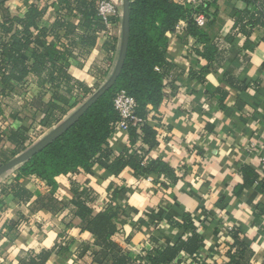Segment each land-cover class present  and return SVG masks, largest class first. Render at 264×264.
<instances>
[{
  "label": "crops",
  "instance_id": "obj_1",
  "mask_svg": "<svg viewBox=\"0 0 264 264\" xmlns=\"http://www.w3.org/2000/svg\"><path fill=\"white\" fill-rule=\"evenodd\" d=\"M56 1L11 0L0 7V24L5 15L24 18L31 7H37L45 10L42 24L52 27L58 18ZM114 1L119 6L120 0ZM247 8L246 0H216L202 29L211 40H223L233 34L236 12ZM65 18L77 25L80 16L74 11L71 17L65 15ZM186 30L187 24L183 22L168 37L166 56L177 66L179 75L174 84L165 89L159 111L151 112L148 119L159 135V144L151 158L165 161L176 171V185L165 190L162 183L167 180L163 177L137 180L130 170L117 179L108 172L110 159L103 158L90 174L81 171L59 179L56 196L68 204L74 198L73 182L81 187H93L98 196L93 208L100 212L109 202L108 188L111 185L123 187L118 199L123 217L118 222L119 233L114 240L135 257L143 256L157 244L168 246L187 239L190 235L173 227L170 220L184 223L189 218L191 230L204 238L195 260L227 264L236 230L252 252L251 263L264 264V191L259 189L264 182L261 163L264 154V29H254L250 38L255 45L253 50L245 48L246 37L234 31L237 35L230 55L221 67L216 66L209 74L202 73L208 62L197 53L203 52L205 46L187 35ZM32 32L36 46L42 49L39 32ZM60 35L64 37V31ZM121 35L117 34L113 44L115 51L109 57L105 47L111 43L105 31H97L96 44L87 56L76 54L78 59L70 61L69 75L93 91L98 80L92 73L103 69L107 71V77L101 81L103 85L115 70ZM74 38L63 39L64 46L69 47ZM52 40L49 37L48 41ZM202 74L204 82L198 80ZM228 78L233 82H228ZM2 88L0 82V104L4 107L1 123L5 130L20 128L37 137L41 132L46 136L45 132L53 130L42 128L39 123L44 118L41 102L48 104L52 100L54 87L41 88L33 77L17 85L6 99ZM33 105L38 111L31 108ZM109 143L111 151L119 155L129 145L128 133L114 132ZM1 146L11 148L6 140ZM245 168L257 174L256 185H244ZM15 178L16 174L12 173L0 179V200L6 204V209L0 213V264H20L27 253L52 251L61 236L70 244L69 251L61 256L53 255L47 264H94L91 257L78 258L82 244L93 243V236L81 230L79 219L74 220L73 228L67 229L65 224L71 219L64 221V215L18 204L11 195L2 194ZM22 184L32 193L39 192L38 186L29 179ZM242 186L245 187L240 191ZM16 221L21 224L17 238L11 241L7 227Z\"/></svg>",
  "mask_w": 264,
  "mask_h": 264
},
{
  "label": "trees",
  "instance_id": "obj_2",
  "mask_svg": "<svg viewBox=\"0 0 264 264\" xmlns=\"http://www.w3.org/2000/svg\"><path fill=\"white\" fill-rule=\"evenodd\" d=\"M99 1L57 0L54 7L58 18L52 27L42 24L45 10L37 7H31L24 18L5 15L0 24V82L3 86V98H9L17 85H23L33 77L37 79L39 87L50 86L56 90L48 104L41 102L44 118L39 126L42 128L52 130L59 126L71 111L79 107L82 94L84 99H90L109 80L101 85V81L107 77V71L96 70L92 74L98 84L96 91H91L68 73L70 61L78 56H87L96 44V32L105 31V26L98 18ZM214 1L216 0L195 9L182 7L173 0H130L129 48L123 71L114 87L61 137L4 176L16 174L15 181L2 191L3 195H11L16 203L64 215V221L71 219L70 223L65 224L67 229L74 227V220L81 221V230L93 236V243L82 244L79 260L88 256L94 264H178L185 257L195 260L200 251L204 238L191 230V223L187 218L184 223L170 220L173 227L190 235L187 239L182 238L168 246L157 244L141 257L125 252L114 240L119 233L118 222L123 217L118 204L123 187L115 188L111 185L108 188L109 202L100 212L93 208L98 197L93 187H81L73 182L74 198L68 204L62 203L56 193L59 179L77 175L81 171L90 174L103 158L110 159L108 172L117 179L130 170L137 180L152 176L163 177L167 180L162 183L165 190L176 185V171L165 161L151 158V153L159 144V135L148 120L151 112L159 111L165 99V89L172 86L179 75L177 66L168 61L166 56L169 35L174 34L177 27L185 22L187 35L205 46L203 52L197 53L208 62L202 73L209 74L216 66L221 67L230 55L237 35L234 31L244 35L247 39L245 48L253 50L255 45L251 44L250 38L254 29H264V0H246L248 8L235 14L233 34L223 40H211L198 26L194 15L204 13L209 17ZM3 6L4 4L0 5ZM74 11L80 16L77 25L65 18V15L71 17ZM119 22L122 25V19ZM33 30L39 32L42 49L35 44ZM61 31H64V37L60 35ZM72 36L75 38L71 40L70 46H64L63 39ZM49 37L53 38L51 42L48 41ZM105 48L109 57L115 51L112 44H107ZM203 74L198 77L201 82L205 81ZM228 80L233 82L231 78ZM120 91H126L134 98L137 105L135 115L143 124L140 127H130L129 145L119 155H115L111 151L109 140L115 125L120 121L114 107L115 96ZM31 108L38 111L35 105ZM3 114L4 107L0 104V123ZM1 127L0 168L33 146L27 145L32 136L28 134V130L9 129L3 134ZM5 140L11 144V148L1 146ZM243 175L244 185H256L257 174L252 169H243ZM26 179L33 181L39 192H30L22 184ZM259 189L264 191V182L259 185ZM5 209L6 204L0 200V213ZM159 216L162 218V215ZM20 224V221H16L8 225L9 240L17 238ZM239 234L236 230L233 233L234 243L227 264H252V252ZM69 245L61 236L52 251H42L36 255L27 253L20 264H47L53 255L61 256L69 251Z\"/></svg>",
  "mask_w": 264,
  "mask_h": 264
},
{
  "label": "built area",
  "instance_id": "obj_3",
  "mask_svg": "<svg viewBox=\"0 0 264 264\" xmlns=\"http://www.w3.org/2000/svg\"><path fill=\"white\" fill-rule=\"evenodd\" d=\"M176 4L182 7H191V8H200L205 7L207 4L213 0H173ZM251 1V0H248ZM98 18L100 22L105 26V34L107 35L110 43L113 45L117 34H121L122 25L119 22L122 19L123 12L116 4L114 0H100L97 6ZM194 19L199 27H204L208 22V16L204 13H196ZM136 101L134 98L128 95L126 91H120L117 93L114 99V107L116 112L120 116V121L115 125L114 132L124 131L128 133L130 127H140L143 124V121L136 117ZM2 122V120H1ZM2 126L3 134L6 133L3 123H0ZM35 135L30 138L29 144L33 145L38 139ZM261 163L264 169V154L261 157ZM178 264H206L203 261L194 260L192 258L183 259L182 262Z\"/></svg>",
  "mask_w": 264,
  "mask_h": 264
},
{
  "label": "water",
  "instance_id": "obj_4",
  "mask_svg": "<svg viewBox=\"0 0 264 264\" xmlns=\"http://www.w3.org/2000/svg\"><path fill=\"white\" fill-rule=\"evenodd\" d=\"M11 0H0V5H3ZM130 40V0H123V16H122V36H121V48L119 52V58L116 64V68L109 78L108 82L102 86L89 100H87L78 110H76L69 118L64 120L59 126L54 128L49 134L38 141L35 145L30 147L27 151L11 160L6 165L0 168V179L3 178L9 172H12L17 167L21 166L25 162L29 161L35 154L61 137L69 128H71L88 110L93 106L105 93L112 89L121 75L125 60L127 58V52L129 48Z\"/></svg>",
  "mask_w": 264,
  "mask_h": 264
},
{
  "label": "rangeland",
  "instance_id": "obj_5",
  "mask_svg": "<svg viewBox=\"0 0 264 264\" xmlns=\"http://www.w3.org/2000/svg\"><path fill=\"white\" fill-rule=\"evenodd\" d=\"M119 6H120V8H122V10H123V0H120V2H119ZM96 91V90H95ZM87 100H89V97L85 100V102L87 101ZM82 101H84V98L83 97H81L80 98V102L82 103ZM84 102V103H85ZM83 103V104H84ZM82 104V105H83ZM81 107V106H80ZM79 108V107H78ZM78 108H76L74 111H72V112H70V115H68L67 116V118H69L72 114H73V112H75L76 110H78ZM65 120V119H64ZM50 132L48 131V132H45V134H49ZM38 135H40L39 137H42V138H44L45 136H43L44 134H42V132L41 133H39ZM42 135V136H41ZM42 138H40V139H38L37 141H39V140H41ZM37 141L33 144V145H35L36 143H37ZM28 146H31V144H29L28 143ZM30 148V147H29ZM10 175V174H9Z\"/></svg>",
  "mask_w": 264,
  "mask_h": 264
}]
</instances>
